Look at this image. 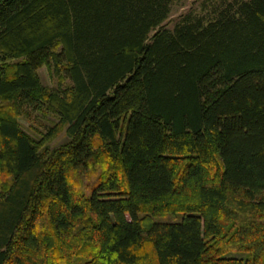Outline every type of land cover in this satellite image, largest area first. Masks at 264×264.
I'll use <instances>...</instances> for the list:
<instances>
[{
	"label": "trees",
	"instance_id": "trees-1",
	"mask_svg": "<svg viewBox=\"0 0 264 264\" xmlns=\"http://www.w3.org/2000/svg\"><path fill=\"white\" fill-rule=\"evenodd\" d=\"M175 1L0 0V264H264V0Z\"/></svg>",
	"mask_w": 264,
	"mask_h": 264
},
{
	"label": "rangeland",
	"instance_id": "rangeland-1",
	"mask_svg": "<svg viewBox=\"0 0 264 264\" xmlns=\"http://www.w3.org/2000/svg\"><path fill=\"white\" fill-rule=\"evenodd\" d=\"M219 0H211V2L217 3ZM211 2L207 0H177L173 2L170 8V13L165 21V25L167 28L171 29L175 24H177L181 17L184 15L191 13L192 15H206L209 13L211 8ZM206 3V7L203 8L202 4ZM40 83L44 88L51 90L57 88L59 85L61 87H69L70 83L65 77H58L54 75L48 67L44 66L37 72ZM19 124L24 132H26L32 139L37 140L39 138V133H44L49 127H52V123L55 121L53 116L48 114L47 112H34L29 114L28 116H23L18 119ZM66 140L65 134L61 131L57 136H55L50 142L47 143L46 147L43 151L50 152L51 150L59 147ZM100 173L99 168H95V170L87 172V177L85 178L83 184L80 186L81 190L86 189V186H89L94 182L95 177ZM4 174L0 175V188L2 182H5ZM85 175V176H86ZM84 176V177H85ZM162 222L175 221L178 218L174 215H163L157 218ZM146 251L148 248L145 249ZM145 251V253H146ZM149 252V251H148ZM147 252V253H148ZM147 256V254H146ZM145 257L144 259H146ZM146 261H149L146 259Z\"/></svg>",
	"mask_w": 264,
	"mask_h": 264
}]
</instances>
